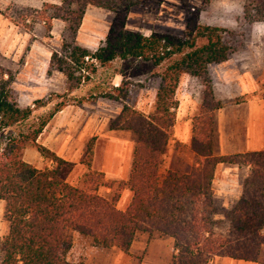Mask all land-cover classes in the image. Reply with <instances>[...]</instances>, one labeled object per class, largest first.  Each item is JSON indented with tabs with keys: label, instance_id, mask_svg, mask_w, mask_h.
<instances>
[{
	"label": "trees",
	"instance_id": "obj_1",
	"mask_svg": "<svg viewBox=\"0 0 264 264\" xmlns=\"http://www.w3.org/2000/svg\"><path fill=\"white\" fill-rule=\"evenodd\" d=\"M145 1L60 0L58 4L43 3L39 9L12 4L0 10L3 18L24 33L39 23L48 34L53 20L64 23L60 46L50 51L46 75L60 73L66 94L87 81L97 66L116 59L162 67L153 108L146 115L125 104L127 89L123 87L127 83L101 95L122 103L110 128L134 135L124 181L109 180L89 169V141L80 161L86 172L76 185H70L67 177L72 163L36 144L47 121L64 106L61 103L35 127L6 138L0 149V201L7 226L0 238V264H74L68 260L74 235L89 239L93 247L127 253L138 234L171 239V264H209L214 257L257 260L264 247V151L213 156L211 146L214 113L221 104L212 96L206 68L226 62L241 44L233 31L199 24L194 15L179 38L125 30L129 9ZM209 2L202 0V6ZM89 8L113 14L104 40L93 51L75 41ZM241 19L264 23V0H243ZM183 75L196 79L202 87L201 100L191 117L189 147L194 160L187 174L160 173L177 107L175 92ZM12 83V73L0 65V131L25 121L48 102L34 100L30 107H20ZM27 147H33L48 165L37 169L24 162L22 152ZM218 164L246 172L239 199L224 214L225 226L214 218L210 189ZM122 190L131 196L119 210L116 203Z\"/></svg>",
	"mask_w": 264,
	"mask_h": 264
},
{
	"label": "rangeland",
	"instance_id": "obj_2",
	"mask_svg": "<svg viewBox=\"0 0 264 264\" xmlns=\"http://www.w3.org/2000/svg\"><path fill=\"white\" fill-rule=\"evenodd\" d=\"M242 5L243 0H210L206 7L202 6V0H148L129 9L125 17L124 29L144 36L158 33L179 38L182 36L188 18L194 15L199 24L233 31L241 48L230 56L225 65H221L224 66L223 71H227L232 78L230 81H235L239 75H245L244 79L250 91L242 97L243 100L260 98L264 93L262 90L264 88V23L244 22L241 19ZM112 16L111 12L101 9H87L82 17L84 22L81 31L78 33L77 29L75 33L76 43L91 51L95 50L104 40ZM10 25L12 28L9 27V29L13 30H9L6 35L0 37V65L12 73L11 88L17 103L20 107H30L34 100L47 99L48 102L34 110L20 124L1 130L0 149L8 136L24 133L35 127L61 103L64 106L53 113L35 142L73 164L67 182L76 185L81 175L86 172L80 161L89 141L92 148L89 169L98 172L92 168L93 155L94 152L100 153L103 150L109 134L127 131L134 139V135L128 130L110 128L112 121L121 110L122 103L103 98L101 95L121 82L127 83L123 87L127 89L125 104L146 115L153 108L149 94L156 90L157 76L162 67H155L149 62L140 60L116 59L97 66L87 81L66 94L60 73L52 72L46 75L50 51L59 48L64 23L53 20L48 34L45 33L44 26L39 23L33 25L30 33L22 32L12 23ZM216 67V64H211L206 68L210 82L212 78L210 70ZM181 79L183 78L181 77L179 81ZM59 80L62 82L60 90L56 86ZM242 83L246 85L243 81ZM194 85V88L200 85L196 79H194ZM44 86L51 88L52 92L45 93ZM197 96L201 100V93H197ZM180 97L177 93L176 99ZM192 108L189 110L192 111L193 117L197 107L191 110ZM189 110L187 109V113H190ZM165 150L164 147L163 154L166 153ZM183 153L186 154L185 151ZM163 159L164 155L161 161ZM22 160L37 169L48 165V162L33 147L23 150ZM237 173L245 175L246 172L245 169L240 168ZM242 180H237V187H241ZM98 192L103 194V189ZM230 201H234V196L219 195L213 198L214 218L221 223L220 226H225L224 214L227 211L224 209L228 208ZM224 204L225 206H222ZM2 210L3 203L0 201V238L5 235L7 229L6 223L2 220ZM88 241L74 235L68 260L74 264H87V262L97 264L98 262L94 260L95 252L103 249L92 248ZM108 250L114 252L116 249ZM136 254V251H133V254L123 257V264H129L130 259ZM110 257H112L111 252Z\"/></svg>",
	"mask_w": 264,
	"mask_h": 264
},
{
	"label": "crops",
	"instance_id": "obj_3",
	"mask_svg": "<svg viewBox=\"0 0 264 264\" xmlns=\"http://www.w3.org/2000/svg\"><path fill=\"white\" fill-rule=\"evenodd\" d=\"M46 2L58 4L60 0H0V10L12 4L39 9ZM83 22L84 18H82L78 33L81 31ZM10 24V22L0 15V37L6 35L9 30H13L9 29L11 27ZM227 61L216 64L217 67L210 70L212 96L215 101L221 104V107L214 113L211 137L212 155L223 156L264 151V98L243 100L242 97L250 91L247 81L244 79L245 75H239L235 81H230L232 78L228 75L227 71H223L224 66H221L225 65ZM182 78L175 92V99L177 93L181 97L180 99H176L177 107L175 109L172 133L165 146L166 153L162 154L164 155V159L161 161L160 173L170 171L178 175L187 174L194 160V155L189 147L192 117V111L189 109L193 106L191 110L198 107L200 99L197 93H201L202 88L200 85L194 88V78L185 75ZM45 86V93L52 92L51 88ZM56 86L60 90L62 82L59 80ZM155 91L153 90L152 93H148L152 104L154 102ZM235 99L236 101H234ZM225 101L230 102L225 104ZM187 109L190 113H187ZM107 138L108 141L105 143L106 146H104L103 150L100 153L94 152L92 168L103 173L109 180L124 181L127 178L129 170L134 139L127 131L113 132ZM178 149H183L186 154L183 153V150L178 151ZM239 170L240 168L236 166L221 164L216 165L214 168L210 185L212 199L214 196L219 195L222 197L234 196V201H230L231 203L228 208L224 207L225 211H229L240 197L241 187H237V180H242L245 175H239L237 173ZM233 186L235 187L233 188ZM130 196L129 191L123 190L119 194L116 203L117 209L123 210ZM213 206L215 207L214 203ZM222 206H225V204ZM81 238L89 240L85 237ZM88 242L91 244L90 240ZM92 248L96 249L97 247ZM97 250H102L95 252L96 257L94 260L98 262L97 264H123V257L127 254H133V251H136L137 254L130 259L129 264H171L172 240L158 235L138 234L130 244L127 253H122L116 249L114 252L110 251L112 258L110 257L109 250L107 251L104 248H97ZM263 257L264 247L260 248L256 261L214 257L209 261V264H264ZM87 264L90 263L87 262Z\"/></svg>",
	"mask_w": 264,
	"mask_h": 264
}]
</instances>
